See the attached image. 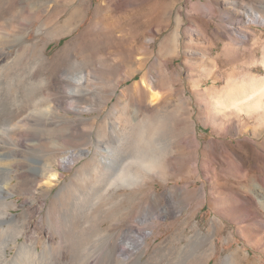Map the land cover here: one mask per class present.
<instances>
[{"label":"rangeland","instance_id":"obj_1","mask_svg":"<svg viewBox=\"0 0 264 264\" xmlns=\"http://www.w3.org/2000/svg\"><path fill=\"white\" fill-rule=\"evenodd\" d=\"M38 1L13 11L17 17L7 14V29L0 28V50L18 33L27 39L12 40L11 55L0 59V130L14 177L6 192L9 210L22 215L9 230L25 229L28 202L35 199L38 208L44 203L32 220L40 219L45 232L26 228L40 237L35 264H121L118 239L132 226L154 228L144 260L187 264L198 254L197 232L206 233L213 220L221 225L210 264L226 258L228 264H264V208L233 182L240 163L264 166V134L256 137L239 126L258 108L239 110L231 102L232 91H248L252 77L264 76V22H254L255 13L264 17V0ZM96 7L101 10L95 17ZM67 20L73 31L58 36L57 27ZM43 21L48 28L39 31ZM45 44L48 63L40 60ZM57 67L59 85L49 81ZM87 75L90 81L82 82ZM148 79L155 81L157 97L143 85ZM146 115L156 122L143 138L138 131ZM80 148L92 152L71 168L59 164ZM112 150L119 153L118 164L102 175L96 159ZM152 151L165 164L160 171L139 166L138 158ZM48 165L59 178L46 191L47 177L33 168L48 171ZM121 166L142 175L138 182L116 180ZM185 185L189 193L157 196ZM202 186L205 196L197 190ZM16 251L8 249V258Z\"/></svg>","mask_w":264,"mask_h":264},{"label":"bare ground","instance_id":"obj_2","mask_svg":"<svg viewBox=\"0 0 264 264\" xmlns=\"http://www.w3.org/2000/svg\"><path fill=\"white\" fill-rule=\"evenodd\" d=\"M34 1V0H32ZM31 0H0V28H6L5 26H3V22L2 19H4L7 14H13L14 17L16 15V10L18 12L19 8H23L25 9L26 7H31L33 5ZM46 2H48L47 0H45ZM88 1V0H87ZM86 0H84L85 4L87 3ZM38 2H41L40 0ZM43 2V1H42ZM48 4V3H47ZM80 4V3H78ZM77 4V5H78ZM35 5V4H34ZM41 6V3L37 4ZM36 5V7H37ZM46 5V4H45ZM76 5V6H77ZM82 5V4H80ZM47 6V5H46ZM75 6V5H74ZM75 6V7H76ZM86 6V5H85ZM43 7V6H42ZM48 7L50 8V5H48ZM35 8V6H34ZM33 8V9H34ZM48 8V9H49ZM21 9V10H23ZM37 9V8H36ZM101 8L100 7H96L95 9V17L99 14ZM15 11V12H13ZM49 11V10H48ZM74 12V11H73ZM72 12V13H73ZM19 13V12H18ZM17 13V14H18ZM11 14V17L13 16ZM39 15V14H38ZM17 17V15H16ZM13 18V17H12ZM25 17H23L24 19ZM56 19V17H54ZM58 18V17H57ZM74 18V15L72 14V16L70 17V21H72ZM254 18H256L254 20V22L258 21L260 23L264 22V17H262L261 14L259 13H255ZM250 19V18H249ZM5 20V19H4ZM9 20V19H8ZM46 20V19H45ZM49 20V19H47ZM65 20V19H64ZM69 20L65 21L63 25H60L57 27L58 31H59V35L63 36L66 35L68 33H70L71 31H73L72 29V25L70 24ZM19 21V20H18ZM24 21V20H23ZM57 21V20H56ZM252 21V20H251ZM54 22V19L53 21ZM60 22V19H59ZM8 23V22H7ZM20 23V22H19ZM49 23V22H48ZM48 23L47 21L44 22L42 26L40 27L39 31L43 30V28L46 26V28H48ZM62 23V21H61ZM23 24V23H22ZM20 24V26L22 25ZM71 25V26H70ZM96 25V24H95ZM94 25V26H95ZM24 26V25H23ZM25 27V26H24ZM74 27V26H73ZM20 28V27H19ZM18 28V29H19ZM3 29H1L3 31ZM7 29V28H6ZM5 29V30H6ZM53 29V28H51ZM56 29V28H55ZM4 30V32H5ZM14 30V28H13ZM17 30V29H16ZM49 30V29H48ZM54 30V29H53ZM0 31V32H2ZM7 31V30H6ZM9 31V30H8ZM11 31V30H10ZM50 31V30H49ZM56 31V30H55ZM54 31V32H55ZM17 32V31H15ZM6 33V32H5ZM11 33V32H10ZM14 33V31H13ZM18 33V32H17ZM1 34V33H0ZM8 34V32H7ZM12 34V33H11ZM50 34V33H49ZM52 34V32H51ZM16 35V33H15ZM54 35V34H52ZM2 37V36H1ZM48 37V36H47ZM52 36H50L51 38ZM6 38V37H5ZM54 37H52L53 39ZM243 38H247L246 35L243 36ZM41 39V38H40ZM51 39V40H52ZM55 39V38H54ZM9 40V39H8ZM8 40H6V42H8ZM13 41L15 42H21L24 43L27 39H26V34H20L18 33L15 36V39L12 38ZM12 40H10L8 42V46H4L3 49L0 50V59L1 58H8L11 53L9 51H7L11 46H12ZM45 41V40H44ZM4 42V41H3ZM42 42V41H41ZM2 44V43H1ZM0 47H2L4 44H2ZM7 44V43H6ZM11 44V45H10ZM28 44V43H27ZM26 44V45H27ZM30 44V43H29ZM33 44V43H32ZM36 44V42H35ZM34 44V45H35ZM33 46V45H31ZM45 46L41 49H39V51L41 52V59L38 57V59L42 60L45 63H48V57L46 55V50H45ZM28 47V45H27ZM35 48V46H34ZM34 50V49H33ZM27 51V50H26ZM36 51V49H35ZM68 52V51H67ZM65 54H67L65 52ZM64 54V55H65ZM70 54V53H68ZM68 56V55H67ZM65 56V57H67ZM3 58V60H4ZM12 58V57H10ZM9 58V59H10ZM8 59V60H9ZM60 60V59H59ZM1 61V60H0ZM51 61V60H49ZM78 61V60H77ZM8 62V61H7ZM10 62V61H9ZM36 62V61H35ZM39 62V61H38ZM37 62V63H38ZM61 62V61H60ZM4 64H6V62H3ZM2 63V65H4ZM39 63H43V62H39ZM44 63V64H45ZM89 66V65H88ZM0 67L1 66L0 64ZM5 68H7V65L4 66ZM43 67V65H42ZM41 68V67H40ZM46 69V68H45ZM58 69L59 67H57L55 69V72H53L50 75L49 81L51 84H57L59 85L61 83V81L59 80V76H58ZM4 70V69H3ZM47 70V69H46ZM1 71V70H0ZM43 71V70H42ZM3 72V71H2ZM1 73V72H0ZM2 74V73H1ZM0 74V75H1ZM6 74V73H5ZM89 74V73H88ZM23 76V75H22ZM48 76V75H47ZM46 77V76H45ZM80 77V76H79ZM11 78V76H10ZM3 79V78H2ZM14 79V77H13ZM62 79V78H61ZM251 83L249 85V89L248 91H242L239 95H236L233 91L231 92V94H233V98L231 99L232 104L235 106L236 109L242 110L244 109L245 105H253V107L258 108L257 113L255 114H250L247 118H245V120L241 121L239 123L240 127H244L247 128L248 130L252 129L254 131V135L257 137L260 133L264 134V76H254L251 79ZM82 82H88L90 81V77L89 75L84 76L81 78ZM2 82V81H0ZM43 82V81H42ZM154 80H142L143 85H145L147 88H149L150 90H152L153 94L155 97H157V93L156 90H153V85H154ZM84 84V83H83ZM6 85V84H5ZM38 85V84H37ZM93 85V84H92ZM7 87V85H6ZM2 88V87H1ZM51 89V88H50ZM3 91V90H1ZM158 91V90H157ZM84 92V91H83ZM87 93V92H86ZM85 93V94H86ZM2 94V92H1ZM23 95V94H22ZM161 95V94H160ZM4 96V95H3ZM74 96V95H73ZM44 97V96H43ZM4 98V97H3ZM10 98V97H9ZM20 98V97H19ZM22 98V97H21ZM5 99V98H4ZM3 99V100H4ZM2 100V101H3ZM7 100V99H5ZM5 100L3 102H5ZM20 100V99H19ZM9 102V101H8ZM2 103V102H1ZM63 103V102H62ZM77 105V104H76ZM137 105V104H136ZM2 106V105H1ZM19 106V105H18ZM48 107V106H47ZM70 107V106H69ZM74 108L78 109V106L73 105ZM141 107V106H140ZM143 107V106H142ZM141 107V108H142ZM57 108V107H56ZM84 108V107H83ZM136 107H134L135 109ZM139 108L138 110H140L142 112V109ZM2 109V108H1ZM80 109V108H79ZM137 110V111H138ZM4 111V110H3ZM2 112V111H1ZM53 112V111H52ZM119 112V111H118ZM136 112V111H135ZM137 113V112H136ZM254 113V112H253ZM136 115V114H135ZM148 115V114H147ZM144 116L145 118L142 120L141 123V127H140V131H138V135H140L139 137H143L145 136V134L147 132H151L152 127L155 125V120L153 119L152 116ZM143 116V115H142ZM9 118V117H8ZM166 118V117H165ZM74 119V118H72ZM216 119V118H215ZM2 120V119H0ZM8 120V119H7ZM19 120V119H18ZM120 120V119H119ZM140 120V121H141ZM217 120V119H216ZM216 120H213L212 123L214 125V129H216L218 127V122ZM224 120V119H223ZM22 121V120H21ZM40 121V120H39ZM121 121V120H120ZM19 122V121H18ZM134 122V121H133ZM28 123V122H27ZM15 124V123H14ZM119 124V123H118ZM165 125V124H164ZM17 126V125H16ZM28 126V124H27ZM36 126V125H35ZM158 127L162 128L163 126V122L160 120H158ZM222 126V125H221ZM52 128V127H51ZM150 129V131H149ZM7 131V129H6ZM16 131V130H15ZM80 131V130H79ZM4 132V130H3ZM0 130V264H35V262H37L36 260L40 257L38 251L36 250V244L40 241V237L38 235H34L33 236H29L27 233L26 228H30L33 227L37 230H40L41 233H44V229L42 228V222L41 220H37V222H34L32 220L33 216L35 213H37V211L39 209L42 208V206H44V203L40 204V207L38 208L35 205V199L31 200L30 202H28L30 205L28 206V211H29V219L28 222L26 223L25 229L24 230H19L18 232H12L11 230H9V228L11 227L10 225H13V223H18L19 221V217L22 215H15L14 213H12L9 208L10 206H12V202L9 201L8 196L9 193L7 194V190L8 188L11 186V183L9 182V180H11L14 177H10V165L8 167V163L6 160V151H7V140L5 137L6 132L3 133ZM18 130H17V134H18ZM9 133V132H7ZM14 134V133H13ZM11 134V135H13ZM149 134V133H147ZM10 135V134H9ZM8 135V136H9ZM10 135V136H11ZM136 135V134H135ZM156 135V134H155ZM16 136V135H15ZM18 137L19 134L17 135ZM147 136V135H146ZM14 137V136H13ZM12 137V138H13ZM34 137V136H33ZM11 137H8V139ZM11 138V139H12ZM16 138V137H15ZM144 138V137H143ZM192 138V137H191ZM9 139V140H11ZM17 139V138H16ZM157 140V139H156ZM195 140V139H194ZM264 140V139H263ZM11 141H14L11 140ZM20 141V140H19ZM146 141V140H145ZM149 140L147 139L146 142H148ZM151 141V140H150ZM22 143V141H20ZM191 142V141H190ZM189 142V143H190ZM12 143V142H11ZM10 143V144H11ZM52 143V142H51ZM138 143V142H137ZM150 143V142H148ZM264 143V141H263ZM18 144V142L16 143ZM15 144V146H16ZM26 144V143H25ZM34 144V143H33ZM121 144V143H120ZM133 145V144H132ZM149 145V144H148ZM20 146V145H19ZM18 146V147H19ZM138 146V145H137ZM151 146V145H150ZM135 147V146H134ZM30 148V147H29ZM75 148V147H74ZM77 148V147H76ZM99 148V147H98ZM106 148V147H105ZM115 148V147H114ZM12 149V148H10ZM14 149V148H13ZM19 149V148H18ZM20 150V149H19ZM35 150V149H34ZM99 150V149H98ZM15 151V150H14ZM109 151V150H108ZM117 151V150H116ZM116 151L112 150L109 152V155H102L100 158L96 159V169L100 170L102 175L108 173V171L114 167L117 166L118 162V158L117 157L119 155V153H116ZM155 151V150H154ZM154 151H152L153 153L151 154H146L143 155L141 157L138 158V163L139 166H141V168H143L145 171H160L163 166L165 167V164H161L160 160L161 157H159V154L154 153ZM8 152V151H7ZM92 152L91 149L89 148H80V149H72L68 152V154H66L59 162V164L63 167V168H71L78 160L79 158L83 157V156H87L88 154H90ZM145 152V151H144ZM148 152V151H147ZM20 153V152H19ZM14 154V153H13ZM18 154V153H17ZM25 154V152H24ZM35 154V153H34ZM96 154V153H95ZM21 155V154H20ZM38 156V155H37ZM62 156V155H61ZM134 157V156H133ZM21 158V157H20ZM19 158V159H20ZM24 159V156H23ZM42 159V158H41ZM160 159V160H159ZM17 160V159H16ZM21 161V159H20ZM53 161V160H52ZM17 162V161H16ZM128 162V160H127ZM23 163V161L21 162ZM49 163V162H48ZM15 164V163H14ZM13 165V164H11ZM14 166V165H13ZM50 170H40L37 167H34L33 170L34 172H39L42 173V175H45V177H47V181L45 183L46 185V191L52 187L54 180L59 178V173L58 172H54V170L51 169L50 165H48ZM168 166V165H167ZM16 167V166H15ZM122 167V166H121ZM95 168V167H94ZM93 168V169H94ZM121 170V168L119 169V173L117 174L116 180H120L123 183H128V185H130L129 182H138V180L140 179V177L142 175H138L136 173H131V171H127V167ZM239 174L238 176L234 179V184H238L240 186H242L244 192H246L248 194V196L251 199H255L254 195H256L258 198H260V206L262 208H264V166L261 165H253V166H249L246 167L243 164H239ZM121 170V171H120ZM164 170V169H163ZM117 172V171H116ZM19 174V173H18ZM89 174V173H88ZM116 176V175H115ZM21 178V177H20ZM104 179V178H103ZM90 180V179H89ZM114 181V180H113ZM231 181V179H230ZM116 183V182H115ZM113 184V183H112ZM42 186V185H41ZM76 186V185H75ZM44 188V187H43ZM45 189V188H44ZM42 190V189H41ZM190 190V186L189 185H185L184 187H174V189H166L165 192L158 194L157 196H159L160 198L164 199L166 197H168L169 195H174L176 193H179L181 195H183L184 191H189ZM198 192H200L203 196H205V188L204 186L200 187L199 189H197ZM37 191V190H36ZM43 191V190H42ZM45 191V192H46ZM14 193V192H13ZM41 193V192H40ZM189 193V192H188ZM12 194V193H11ZM10 194V195H11ZM79 194V193H78ZM187 195V194H186ZM156 196V194H155ZM185 197V196H184ZM31 199V198H30ZM80 200V199H79ZM83 202V201H82ZM174 203V202H173ZM25 205V203H23ZM27 204V203H26ZM93 205V204H92ZM94 206V205H93ZM168 208V207H167ZM165 209L167 214H170L171 211L169 209ZM66 209V208H65ZM91 209V208H90ZM173 209V208H172ZM186 210H189V205L188 203L186 204L185 207ZM23 219V218H22ZM138 220V219H137ZM7 222V225L1 224L2 222ZM23 221V220H22ZM21 221V222H22ZM140 221V220H139ZM20 224V223H19ZM22 224V223H21ZM218 225H221L220 223H218L216 220H213L208 231L206 233H203L201 231H198L196 234V241L195 244L197 245V247H199L198 254L193 255L187 262V264H210V260L213 256V252H212V245H213V237H215L217 229H218ZM21 226V225H20ZM19 227V226H16ZM11 229V228H10ZM57 230V229H56ZM149 230V229H148ZM35 231V230H34ZM82 231V230H81ZM35 233V232H34ZM154 233V228L150 229V232H141L140 229H138L135 226H132L130 228H128L127 230H125V232L120 238V240L118 239V247H119V251H120V256H122L121 258V264H159L158 262H154L151 261L150 259H143L142 256L144 255V253L147 250V247L149 246V236L150 234ZM63 235V234H62ZM119 235V234H118ZM20 236H26L25 241L23 240V242H19V237ZM72 238V237H71ZM189 238V237H188ZM193 238V237H192ZM50 240L51 238L46 237V239H43V243L45 246L50 244ZM191 243V242H189ZM69 245V244H68ZM196 245L194 247H196ZM13 246L17 247V251L14 255V257L12 258H8V249H12ZM183 246V245H182ZM196 247V248H197ZM102 248V247H101ZM117 248V247H116ZM182 250V249H181ZM180 250V251H181ZM44 252V251H43ZM42 252V253H43ZM157 252V251H156ZM44 254V253H43ZM41 255V254H40ZM42 256V255H41ZM44 256V255H43ZM58 256V255H57ZM119 256V257H120ZM132 257H135L133 260ZM41 259V258H40ZM107 259V258H106ZM112 259V258H110ZM202 259H204V261L202 262ZM43 260V259H42ZM41 260V261H42ZM248 260V259H247ZM40 261V260H39ZM41 261L39 263H41ZM76 261V260H75ZM114 261V260H113ZM44 262V261H43ZM81 262V261H80ZM112 262V261H111ZM229 260L228 258H226L224 260L223 264H228ZM51 263V262H50ZM92 264H96V261L92 262Z\"/></svg>","mask_w":264,"mask_h":264}]
</instances>
